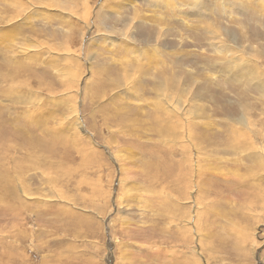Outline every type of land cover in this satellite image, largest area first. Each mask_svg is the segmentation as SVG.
<instances>
[{
    "label": "rangeland",
    "instance_id": "obj_1",
    "mask_svg": "<svg viewBox=\"0 0 264 264\" xmlns=\"http://www.w3.org/2000/svg\"><path fill=\"white\" fill-rule=\"evenodd\" d=\"M260 1L0 0V264H264Z\"/></svg>",
    "mask_w": 264,
    "mask_h": 264
},
{
    "label": "bare ground",
    "instance_id": "obj_2",
    "mask_svg": "<svg viewBox=\"0 0 264 264\" xmlns=\"http://www.w3.org/2000/svg\"><path fill=\"white\" fill-rule=\"evenodd\" d=\"M261 1L264 2V0H261ZM214 39H216V36H215ZM228 51L230 52V55L228 57L229 59H226V60H231L236 65H238L242 61H247V60H248V62L250 64H253V65H247L246 72L253 74L255 80H257V86L261 89V85H262V82H263L264 73L259 69V67H258L259 65L258 66L256 65L258 63L255 62V60L259 58V56L261 54V50H258L257 48H250L249 49V52H246L245 51V47H234L232 49H229ZM224 61L225 60H222L220 65H223V62ZM223 70H227V69L224 67ZM228 77L230 78V81H233V80H240L242 78V75L241 74H237L236 76H228V75H226V78H228ZM0 78H1V80L8 79V77L6 75H4V77L1 76ZM243 110L245 111L244 108H243ZM163 114H164V117L162 119H164V120L161 121V122L158 121V123L161 125L160 127L162 129L164 128V125L166 124V117H167V113L166 112H164ZM261 138L264 139V135L260 134V141H262Z\"/></svg>",
    "mask_w": 264,
    "mask_h": 264
},
{
    "label": "water",
    "instance_id": "obj_3",
    "mask_svg": "<svg viewBox=\"0 0 264 264\" xmlns=\"http://www.w3.org/2000/svg\"><path fill=\"white\" fill-rule=\"evenodd\" d=\"M112 258V257H111ZM111 261H112V259H111ZM111 264V263H110Z\"/></svg>",
    "mask_w": 264,
    "mask_h": 264
}]
</instances>
